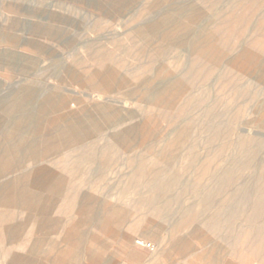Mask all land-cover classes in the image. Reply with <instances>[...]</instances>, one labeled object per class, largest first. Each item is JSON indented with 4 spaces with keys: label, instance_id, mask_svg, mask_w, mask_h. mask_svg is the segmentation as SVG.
I'll return each instance as SVG.
<instances>
[{
    "label": "rangeland",
    "instance_id": "374dc122",
    "mask_svg": "<svg viewBox=\"0 0 264 264\" xmlns=\"http://www.w3.org/2000/svg\"><path fill=\"white\" fill-rule=\"evenodd\" d=\"M0 102L10 157L70 129L12 162L64 194L0 206V264H264V0H0Z\"/></svg>",
    "mask_w": 264,
    "mask_h": 264
},
{
    "label": "bare ground",
    "instance_id": "6f19581e",
    "mask_svg": "<svg viewBox=\"0 0 264 264\" xmlns=\"http://www.w3.org/2000/svg\"><path fill=\"white\" fill-rule=\"evenodd\" d=\"M95 75V74H94ZM96 76V75H95ZM109 78V77H108ZM110 79V78H109ZM113 80V79H112ZM115 82V81H114ZM103 85V84H102ZM105 85V84H104ZM108 87V86H107ZM84 95V94H83ZM99 96V95H97ZM91 97V96H90ZM96 99H99L96 97ZM95 99V100H96ZM103 100V99H102ZM114 101V100H113ZM116 101V100H115ZM6 102V100H5ZM111 102V101H110ZM1 103V102H0ZM3 103V102H2ZM8 103V102H7ZM4 104V103H3ZM3 104H1L0 106H2ZM46 105V104H45ZM4 106V105H3ZM14 109V104H11L10 106H8L5 110L7 112H11L12 110H9L11 108ZM3 108V107H2ZM41 112V111H39ZM2 116V115H1ZM47 117V116H46ZM1 120V119H0ZM56 120V119H55ZM18 121V120H17ZM58 121V120H57ZM45 122V121H44ZM67 122V121H66ZM56 123V122H55ZM22 125V124H21ZM41 126V125H40ZM39 127V126H38ZM18 128V127H17ZM49 128V127H48ZM40 129V128H39ZM43 129H44V126H43ZM14 130V129H13ZM17 130V129H16ZM15 131V130H14ZM18 131V130H17ZM68 132H65V133H61L60 131L57 133V134H54L53 136L49 137L50 139H44V141H41L39 139H33L31 141H27L25 139H23L22 137L17 140L16 142H13L12 144V148L15 150L14 153H15V156H8V154H6V152H4L3 150L0 151V176H2V174H10L9 177L6 178V180L3 182V184L0 186V206H8V207H11V208H16V207H24L25 210L27 211H31V212H36V214H30V215H27L26 217H24V220L23 222L25 223H32V222H35V223H38L39 225V222H41V219L44 218L42 216V213L45 212L46 210L48 209H53L55 208L58 203H56L55 201L57 200L58 202V199L60 196H62L64 194V191L62 189V185H63V181H64V178L62 176H58V177H54V181L52 182V184L50 185V187L45 191V192H42V193H34V192H30V191H27L26 190V184H25V176L26 175H23L25 173L28 174V172H34L33 169H29V170H26V171H23L24 173H20V174H14L13 172V169H14V164H12V162H14V160H22L20 159L21 156V148L22 146H24V144H27V147H28V162H35V159L36 157L39 156H47V155H50L48 152V149H47V146L46 145H50V146H53V145H56L60 142L61 139L63 138H66V136H69L70 134V129H67ZM12 132V131H11ZM12 134V133H11ZM16 135V134H15ZM7 137H8V134H7ZM6 137V138H7ZM114 137V136H113ZM25 138V137H24ZM114 139V138H113ZM112 139V140H113ZM9 140V139H8ZM111 140V141H112ZM7 141V140H6ZM72 142V141H71ZM83 142V141H82ZM113 142V141H112ZM115 142V141H114ZM9 143V142H8ZM12 143V142H11ZM73 143V142H72ZM74 145V144H73ZM49 146V147H50ZM56 148V147H54ZM6 149V148H5ZM24 150V148H23ZM11 151V149H10ZM25 151H26V148H25ZM23 151V152H25ZM12 153V152H11ZM12 153V154H14ZM54 153V152H53ZM26 154V153H25ZM10 155V154H9ZM26 155V156H27ZM57 155V154H56ZM24 156V157H26ZM78 156V155H77ZM23 157V156H22ZM79 157V156H78ZM76 157V158H78ZM84 157V156H83ZM47 158V157H46ZM50 158V157H49ZM70 158V157H68ZM85 158V157H84ZM73 159V157H72ZM80 159H81V156H80ZM88 159V158H87ZM24 160V158H23ZM83 161L85 159H82ZM39 161V160H38ZM75 161V160H74ZM25 163L27 161H24ZM21 161V164L24 163ZM36 162H37V159H36ZM78 162V160L76 161ZM16 164V162H15ZM24 166V165H23ZM35 167L36 166V163H34L33 165H31V167ZM33 167V168H34ZM27 168H30V167H27ZM26 169V167H25ZM24 169V170H25ZM78 169V168H77ZM36 170V169H35ZM39 171V170H38ZM71 171H74V169H71ZM7 174V175H8ZM31 176V175H30ZM28 177V176H27ZM34 178V177H33ZM37 179V178H36ZM52 180V178H51ZM28 182V181H27ZM50 183V182H49ZM29 184V182H28ZM31 184V182H30ZM48 184V182H47ZM65 184V183H64ZM41 186V185H40ZM46 187V186H45ZM45 189V188H43ZM30 190V189H29ZM53 198V199H56L54 202L56 204L53 203V205L50 203L52 202L50 199ZM50 200V202H49ZM61 202V201H60ZM82 202V201H81ZM50 203V204H49ZM83 203L79 204L78 202L76 203V211L78 213H80L82 211L83 208H85V205H82ZM18 209V208H17ZM21 209V208H20ZM121 209V208H119ZM107 212V211H106ZM107 214V213H106ZM109 217V216H108ZM103 218V222H104V218L105 217H102ZM49 219V218H48ZM52 219V218H51ZM47 220V219H46ZM45 220V221H46ZM111 220V219H110ZM50 221V220H49ZM52 222H54L53 220H51ZM19 222V221H18ZM50 222V223H52ZM48 222L46 221V224ZM48 226V225H47ZM53 226V225H52ZM36 228V227H35ZM58 228V227H57ZM55 229V228H54ZM74 234H77L78 236L76 237L75 239V243L77 245V249H78V245L80 242H82V236L80 235V233H78L77 231L75 232L74 231ZM96 234V233H95ZM98 236V235H97ZM67 237V236H66ZM93 243V242H92ZM137 244H140V245H143L144 242L143 241H137L136 242ZM64 244V243H63ZM62 246V245H61ZM97 247V246H96ZM87 248V247H86ZM88 249V248H87ZM53 250V249H52ZM62 250V249H61ZM60 250V251H61ZM97 250V249H96ZM59 251V252H60ZM66 252V249L63 250ZM58 252V251H56ZM69 252V251H68ZM74 252V251H73ZM75 253V252H74ZM59 254V253H57ZM61 256L62 253H60ZM63 254H65L63 252ZM67 255V253L65 254ZM80 255V254H79ZM92 255V254H91ZM75 256V255H74ZM69 257V255H68ZM95 260V258H94Z\"/></svg>",
    "mask_w": 264,
    "mask_h": 264
},
{
    "label": "crops",
    "instance_id": "0c3cea01",
    "mask_svg": "<svg viewBox=\"0 0 264 264\" xmlns=\"http://www.w3.org/2000/svg\"><path fill=\"white\" fill-rule=\"evenodd\" d=\"M57 251L58 252H56V253H59L58 255H60V256H61L60 253H62L63 256H68L69 255V258L72 260V264H79L78 261H79V258H81L79 254H81V253H79L77 250L74 251L75 253L73 251H70V250H66V252L63 251V250H61V251L57 250ZM63 252L65 254L67 253V255L63 254ZM91 254L92 253L86 252L85 253L86 261H82L81 264H108V263H105V262L96 261V260H99L100 258H97L94 254H92V255ZM94 258H95V260H94ZM152 264H156V263L152 262Z\"/></svg>",
    "mask_w": 264,
    "mask_h": 264
},
{
    "label": "built area",
    "instance_id": "2783aa9c",
    "mask_svg": "<svg viewBox=\"0 0 264 264\" xmlns=\"http://www.w3.org/2000/svg\"><path fill=\"white\" fill-rule=\"evenodd\" d=\"M143 246L150 250L154 249V246L150 242H144Z\"/></svg>",
    "mask_w": 264,
    "mask_h": 264
}]
</instances>
